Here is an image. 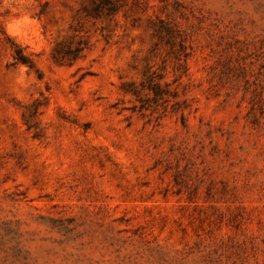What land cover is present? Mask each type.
Wrapping results in <instances>:
<instances>
[{
  "label": "rangeland",
  "instance_id": "374dc122",
  "mask_svg": "<svg viewBox=\"0 0 264 264\" xmlns=\"http://www.w3.org/2000/svg\"><path fill=\"white\" fill-rule=\"evenodd\" d=\"M0 264H264V0H0Z\"/></svg>",
  "mask_w": 264,
  "mask_h": 264
}]
</instances>
